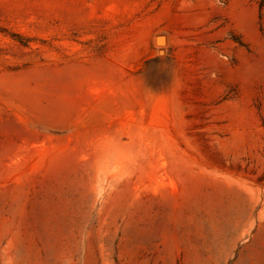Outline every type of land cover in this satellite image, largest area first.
<instances>
[{
    "label": "rangeland",
    "instance_id": "1",
    "mask_svg": "<svg viewBox=\"0 0 264 264\" xmlns=\"http://www.w3.org/2000/svg\"><path fill=\"white\" fill-rule=\"evenodd\" d=\"M0 264H264V0H0Z\"/></svg>",
    "mask_w": 264,
    "mask_h": 264
},
{
    "label": "bare ground",
    "instance_id": "2",
    "mask_svg": "<svg viewBox=\"0 0 264 264\" xmlns=\"http://www.w3.org/2000/svg\"><path fill=\"white\" fill-rule=\"evenodd\" d=\"M164 37H162V38H158V40L161 42V43H163L164 42V39H163Z\"/></svg>",
    "mask_w": 264,
    "mask_h": 264
},
{
    "label": "water",
    "instance_id": "3",
    "mask_svg": "<svg viewBox=\"0 0 264 264\" xmlns=\"http://www.w3.org/2000/svg\"><path fill=\"white\" fill-rule=\"evenodd\" d=\"M162 38V37H159V39Z\"/></svg>",
    "mask_w": 264,
    "mask_h": 264
}]
</instances>
